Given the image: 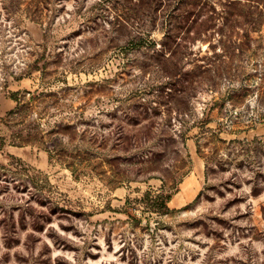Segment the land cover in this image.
<instances>
[{"label": "rangeland", "instance_id": "obj_1", "mask_svg": "<svg viewBox=\"0 0 264 264\" xmlns=\"http://www.w3.org/2000/svg\"><path fill=\"white\" fill-rule=\"evenodd\" d=\"M3 75L0 264H264V0H0Z\"/></svg>", "mask_w": 264, "mask_h": 264}, {"label": "trees", "instance_id": "obj_2", "mask_svg": "<svg viewBox=\"0 0 264 264\" xmlns=\"http://www.w3.org/2000/svg\"><path fill=\"white\" fill-rule=\"evenodd\" d=\"M1 83H0V88H4V86H6L7 84V78L5 75L1 76ZM54 92L52 91H48L46 90V88L44 90H41L40 92H37L36 95L34 97H32V100L29 101L27 99V101L23 100L20 96V93L18 92H13L12 93V98L13 100H15L17 102V106L14 110L10 111V115H12L11 117H13L14 119H10L12 122V126H18V125H22L26 120L28 121L29 119L26 118V111L29 112V109L35 107L36 110L35 111H31V113H29L27 116L33 117V115H35L33 117V119L37 120V119H41L42 118V114H45V110L43 107V104L46 102V99L49 98L50 96H54L55 94H53ZM30 99V98H29ZM18 117V118H15ZM32 119V120H33ZM60 124V123H59ZM57 124L51 131L48 132V135L55 137L58 139V141L55 144H52V149H53V154L54 157H56V160H58L59 162H62L63 164H65L68 168H72V170H76L77 169V162L74 159V156L72 155H68L65 152V147L63 146V141H64V131H65V127L62 125ZM17 136V135H16ZM18 138H20V135L17 136ZM4 139L2 138V136H0V150H2L3 146H4ZM40 140H42V137L40 138ZM31 140L28 141H24L21 144L18 145H24L27 142H30ZM15 145V144H14ZM64 157H69V158H64ZM69 159V160H68ZM22 169H26L28 170V168H26L25 166H22V164H19ZM0 193L1 190L4 188H9V184L10 182L16 181V178L12 177H8V174L5 172L7 171V167L3 164H0ZM33 177L34 176H29L28 174L26 175L25 178H19L18 179V183L21 185L19 186L17 183H13L14 187H16L19 192H24L27 190V187H29V183L33 182ZM112 179H115L114 181H117V183H120L122 181L128 180V178L126 177H121V176H117V174H111ZM116 177V178H115ZM3 187V188H2ZM21 187V189H19ZM31 187V185H30ZM38 192H31V190H27V194H30L29 198L26 199L25 203L26 204V210H24V214L25 211H27V209H30L31 204L30 201L33 198H36V201L38 203H42L44 198V195L42 194L41 190H38ZM171 199V193L169 194H164L162 192H159L158 194H156V196L154 197V205H155V210L156 212H159L161 214L167 213L169 211L168 208V202ZM20 207V206H19ZM51 207V206H50ZM50 213H54V209H56L55 207H51L50 208ZM58 209V208H57ZM32 213V212H31ZM50 213H44L42 219L47 220L50 219ZM32 215V214H30ZM34 216V215H33ZM24 219V216L22 214V220ZM38 218L36 216L32 217V228L35 229V227H37V223H38Z\"/></svg>", "mask_w": 264, "mask_h": 264}]
</instances>
